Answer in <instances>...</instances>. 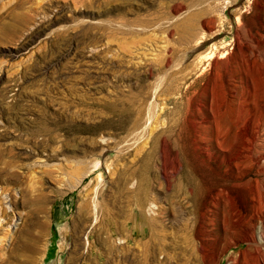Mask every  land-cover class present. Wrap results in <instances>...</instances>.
I'll list each match as a JSON object with an SVG mask.
<instances>
[{
    "label": "rangeland",
    "instance_id": "374dc122",
    "mask_svg": "<svg viewBox=\"0 0 264 264\" xmlns=\"http://www.w3.org/2000/svg\"><path fill=\"white\" fill-rule=\"evenodd\" d=\"M0 15L8 262L264 264V0ZM32 186L36 223L9 201Z\"/></svg>",
    "mask_w": 264,
    "mask_h": 264
},
{
    "label": "bare ground",
    "instance_id": "6f19581e",
    "mask_svg": "<svg viewBox=\"0 0 264 264\" xmlns=\"http://www.w3.org/2000/svg\"><path fill=\"white\" fill-rule=\"evenodd\" d=\"M0 18H2V17H0ZM3 150L4 149L0 148V172L7 173L8 163L1 160ZM77 184H78V182H77ZM28 188L20 189L18 192V197L11 196L9 201H10V205H11L13 211L17 207H21L24 210V215H25L26 219L27 220L31 219L32 221H34L36 223L40 214L43 213V211L45 210L46 202H47V194L42 189H35V186L34 187L33 186L28 187ZM3 200L4 199H2L0 197V234L2 233V231L7 229L6 227H9L7 225L4 229L3 225L9 223V221L11 219L9 212H8L9 208H7V206H4L6 202ZM23 233H25L26 237H27L29 235V229H28V231L23 232ZM5 241H6L5 236L0 237V246ZM4 251L5 250H2L0 247V264H12L11 262H8L7 253H5Z\"/></svg>",
    "mask_w": 264,
    "mask_h": 264
}]
</instances>
